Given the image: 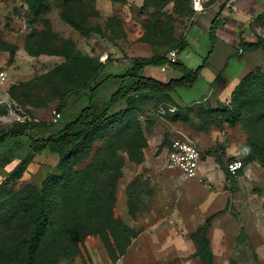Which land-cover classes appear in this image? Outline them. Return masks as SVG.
I'll use <instances>...</instances> for the list:
<instances>
[{
    "label": "rangeland",
    "instance_id": "rangeland-1",
    "mask_svg": "<svg viewBox=\"0 0 264 264\" xmlns=\"http://www.w3.org/2000/svg\"><path fill=\"white\" fill-rule=\"evenodd\" d=\"M89 2L83 9L86 25L78 30L62 18L61 5L54 0L43 20L30 14L25 0H0V38L22 48L16 65L0 64V71L8 74L1 94L7 96L16 86V99L0 104V136L18 122L28 127L26 135L0 141V264H22L21 243L30 223L18 200L42 197L46 180L59 171V156L46 149L34 154L21 179L9 180L32 150L30 137L54 134L88 104L91 86L110 74L125 73L135 58H171L182 37L189 45L177 51L176 59L192 70L201 68L200 77L192 87L167 96L148 94L133 111L122 113L128 103L121 100L110 112L116 117L72 160L73 182L56 189L53 225L38 245V264H203L196 253L197 230L210 215L214 264H264V167L245 151L248 131L258 143L264 140V108L252 109L235 126L221 119L238 84L236 76L264 72V0H192L177 10L173 1ZM213 20L214 42L209 32ZM62 40L75 42L74 54L103 64L100 78L77 93L70 89L83 84L82 75L71 81L49 75L65 57L33 56L25 49L28 42L35 49L39 44L57 48ZM248 42L263 48L246 51ZM141 75L164 82L182 76L171 64L145 66ZM22 82L27 86H20ZM121 84L114 80L102 85L95 99L100 111ZM60 100L63 110L58 109ZM174 111L187 113L188 120H170ZM49 122L57 125L38 127ZM177 138L201 153L196 178L166 166L167 149ZM236 159L242 160V171L230 176L227 164ZM108 206L131 232L111 226ZM102 229L107 242L96 232Z\"/></svg>",
    "mask_w": 264,
    "mask_h": 264
},
{
    "label": "trees",
    "instance_id": "trees-1",
    "mask_svg": "<svg viewBox=\"0 0 264 264\" xmlns=\"http://www.w3.org/2000/svg\"><path fill=\"white\" fill-rule=\"evenodd\" d=\"M29 6L30 14L36 15L37 20H43V16L51 10V1L53 0H25ZM59 3L62 8V18L69 24L73 25L78 30H83L86 25L88 16L85 15L83 9L85 3L94 2L95 0H54ZM115 2L125 3L127 0H114ZM153 0H145V5H149ZM168 1H173L175 10L179 8H185L192 3V0H159L160 5L166 4ZM89 2V3H90ZM180 13V12H178ZM31 19V23H32ZM214 23L210 27V39L214 42ZM172 33L174 28L172 27ZM172 38L170 39V41ZM33 42H28L25 49L30 55L37 56L41 53L49 55H59L65 57V61L59 64L49 75L51 77L61 76L66 80L71 81L77 75H82L86 80L80 86L70 89L71 93H77L81 91V87H86L90 81H96L100 78L99 70L102 67V63L95 65L96 61L90 56H82L78 53L74 54L75 42L72 40H62L61 43L56 46L57 48L43 49V45L39 44L37 49L34 48ZM189 45V42L185 37H182L176 44L175 48L179 53L183 52ZM263 48L258 42H248V46L244 48L246 51L258 50ZM0 50L7 51L9 53V63H13L17 55L18 46L6 42L0 38ZM171 64L176 71H179L182 76L179 78H173L168 82L158 80L153 77H147L141 75V71L148 65H163ZM201 68L197 70L190 69L186 64L180 60L171 62L168 56L163 54H157L150 58H135L131 68L125 71L123 74L108 75L103 79H100L95 85L91 86L89 93L86 94L88 98V104L82 107L76 117L67 121L61 125L54 134L49 136L37 135L32 136L31 152L24 156L20 163L12 170L9 180L14 181L21 179L34 158L36 152H41L49 149L52 153L57 154L60 158L59 171L57 174H52L46 180L45 189L42 197L39 199L30 197L29 199L18 200L20 207L23 208L26 217L30 223L29 229L25 236L22 238L21 252H22V264H38L37 261V249L38 245L45 235L47 229L53 225L51 222V213L55 206L57 199L56 189L59 185L69 186L74 179V157L85 150L86 147L94 140V137L98 130L106 127V124L111 121L113 115L116 117V113L113 115L110 113L121 100H125L128 103L127 110L133 111L136 109V103L143 99L148 94H161L167 96L169 93L176 91L180 87H192L201 75ZM260 73V72H259ZM120 80L121 86L113 94H111L107 103L100 111L95 99L99 89L107 81ZM20 86H27L26 82L19 84ZM16 86L13 84L9 93L13 99L15 96ZM231 103L224 106L221 110V119L223 122L228 123L230 126H235L248 119L247 114L256 108L261 106L264 108V72L256 74L251 71L246 74L239 83L235 86L232 92ZM65 105L63 100H60L58 109L63 110ZM191 108H186V111H190ZM261 121H264V113H260ZM259 116V117H260ZM188 114H183L180 111L169 112L168 118L172 121L188 120ZM260 119V118H259ZM258 119V120H259ZM54 122L44 123L39 125L40 129L56 126ZM29 127H35L29 124ZM27 125L24 122H18L11 128L5 131L0 136V141L6 139H17L22 135H26ZM248 131V130H247ZM249 142L246 147L247 152H250L251 158H259L264 167V140L260 143L254 138L250 131H248ZM17 143H15L16 145ZM14 145V146H15ZM18 146V145H17ZM234 161V160H233ZM231 161V162H233ZM230 162V163H231ZM229 163V164H230ZM227 164V165H229ZM230 176H234L227 166ZM242 171L239 170L237 174ZM110 210V206L107 207ZM110 213V222L112 227L119 225L125 232H131L130 227L123 226V224L115 220ZM213 216L210 215L206 218L205 223L198 227L197 233L199 236L197 255L203 261V264H214V253L211 247L208 231L211 227V221ZM108 222V221H107ZM114 224V225H113ZM110 226V227H111ZM116 227V226H115ZM101 235L102 239L107 242L108 234L105 229L101 231L96 230Z\"/></svg>",
    "mask_w": 264,
    "mask_h": 264
},
{
    "label": "built area",
    "instance_id": "built-area-1",
    "mask_svg": "<svg viewBox=\"0 0 264 264\" xmlns=\"http://www.w3.org/2000/svg\"><path fill=\"white\" fill-rule=\"evenodd\" d=\"M197 3V2H196ZM197 9V8H196ZM198 10V9H197ZM177 51L171 52V62H175ZM166 70V66L162 67ZM7 79V72L0 71V88L3 82ZM60 113L57 114V119ZM201 153L199 149L187 140L175 139L172 140L169 148L167 149V161L166 166L170 171L180 172L189 178H196L200 171L201 165ZM243 168V162L240 159H236L228 165V169L232 174H236Z\"/></svg>",
    "mask_w": 264,
    "mask_h": 264
},
{
    "label": "crops",
    "instance_id": "crops-1",
    "mask_svg": "<svg viewBox=\"0 0 264 264\" xmlns=\"http://www.w3.org/2000/svg\"><path fill=\"white\" fill-rule=\"evenodd\" d=\"M20 50H22V48L20 47V49H18V52L20 51ZM0 64L1 65H5V64H10L9 63V53L7 52V51H1L0 50ZM17 59V56L15 57V62H13V65H16L17 63H18V59ZM17 61V62H16ZM12 64V63H11ZM0 65V66H1ZM177 73H180L179 71H177ZM8 75V74H7ZM18 76H15V78H17ZM236 77H238L237 78V82H236V84L237 83H239V81L240 80H238V79H242V77L241 78H239V76L237 75ZM16 80V79H15ZM15 80H14V77H13V79H11V83H15ZM235 84V85H236ZM1 91V90H0ZM6 95L7 96H4V95H2L1 94V92H0V104H3V103H9V101L11 100V96H10V93H9V91L7 90V92H6Z\"/></svg>",
    "mask_w": 264,
    "mask_h": 264
},
{
    "label": "bare ground",
    "instance_id": "bare-ground-1",
    "mask_svg": "<svg viewBox=\"0 0 264 264\" xmlns=\"http://www.w3.org/2000/svg\"><path fill=\"white\" fill-rule=\"evenodd\" d=\"M197 5V4H196ZM197 8V7H196ZM199 10V9H198Z\"/></svg>",
    "mask_w": 264,
    "mask_h": 264
}]
</instances>
